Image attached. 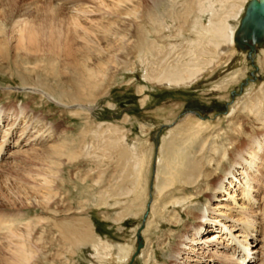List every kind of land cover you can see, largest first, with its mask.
<instances>
[{
	"label": "rangeland",
	"instance_id": "rangeland-1",
	"mask_svg": "<svg viewBox=\"0 0 264 264\" xmlns=\"http://www.w3.org/2000/svg\"><path fill=\"white\" fill-rule=\"evenodd\" d=\"M172 1L160 0L154 9L151 0H143L142 11L147 13L151 9L164 23L153 24L146 17L141 24L145 35L150 32L146 38L154 55L144 54V58H139L135 50L137 25L130 22L110 30L114 36L128 38L131 47L126 53L116 42L118 39H99L97 50L111 47L108 55H93L86 65L98 72L99 81L105 77L100 73L106 71L102 60H108L112 68L106 71L107 79L93 97H87L88 91L74 84L80 74L72 70L64 73L59 64H55L53 71L33 72L36 59L10 57L11 61L6 63L0 60V109L10 115H5L4 120L12 122L23 107L27 119L17 123L21 122V127L26 122L30 135L37 136V140L22 147L18 154L13 153L18 148L7 147L5 143L6 153L0 158V264H8L13 255L18 264H118L122 248L132 251L125 264H170L169 255L179 238L198 225L199 214L215 209L216 205H212L204 191L203 197L189 204L192 216L184 214L187 206L174 209L171 206L154 219L150 211L161 209L156 195L157 186L162 184L157 180L159 150L164 139L168 142L170 131L197 120L215 127L220 135L239 124L248 134L252 117L248 114L247 120L244 118L247 114H240L241 118L235 119L238 112L235 108L264 85V44L257 58L252 57L251 61L248 51L236 47V39L229 49L202 29L208 27L211 14L206 13L202 24L199 21L200 26L193 27L191 22L184 24L179 14L183 0L173 1L177 4L175 8L170 5ZM215 1L211 4L219 14L232 3H240L230 0L222 6L223 2L220 5ZM26 2L0 0V11L20 3L22 7ZM246 3L242 6L246 7ZM205 5L207 8L208 4ZM227 20L232 29L239 23L236 17ZM219 43L221 50H228L216 52L215 44ZM190 59L214 62L197 82L185 87L155 86L145 79L150 68L157 74L163 65L172 67ZM15 60L21 66L19 69ZM79 61L84 64L85 59ZM258 94L263 117L260 119L264 121V93ZM5 122L2 126L6 127ZM262 125H258L261 134ZM114 128L118 131L115 137L110 133ZM19 134L16 130L11 146ZM122 135L126 137V149L110 145ZM220 143L218 140L217 144ZM136 145L146 156L145 164L131 156ZM54 146L60 150L56 151ZM202 168L206 170V166ZM216 171L223 176V172ZM187 191L193 193V189ZM188 192H177L174 199L189 197ZM261 197L263 194L259 193L258 198ZM221 211L231 213L226 209ZM179 214L182 215L179 225L174 224L170 218ZM217 214L211 218L215 219ZM238 218L236 214L234 220ZM147 224L152 230L143 236ZM261 226L264 229V224ZM218 230L219 226H214L208 233L201 232L199 238L208 240ZM97 245L101 253L106 248L109 251V258L101 259L100 263L96 260L100 259L96 255L98 248H94ZM260 260L255 259L253 264H259Z\"/></svg>",
	"mask_w": 264,
	"mask_h": 264
},
{
	"label": "bare ground",
	"instance_id": "bare-ground-1",
	"mask_svg": "<svg viewBox=\"0 0 264 264\" xmlns=\"http://www.w3.org/2000/svg\"><path fill=\"white\" fill-rule=\"evenodd\" d=\"M25 1L28 2L24 3L22 7L20 5L22 3H20L17 4V7H8L9 10L5 12L0 11V60L2 62H8L10 57H14L13 59L23 57L26 58L25 61L36 59L32 67L33 72L39 70L53 71L55 64H59L64 73L72 70L75 74H80L77 83L74 84L78 89L88 91L87 97H93L97 94L98 87L107 79L106 71H110L112 68L108 60H102L106 71H100V74L105 76L101 82L98 80V72H94V68L90 69V66L86 65L93 55H108L107 51L111 47L97 50L99 39L105 41L118 39L116 42L120 43V48L124 53L131 47L127 43L128 38L126 39L125 35L114 36L113 33H110L115 25L123 26L129 22L132 26L137 25L135 50L139 54V58L141 59L144 54L154 55L152 46L148 44L146 38L150 32L145 35L141 24L146 17L153 24L162 25L163 22L160 16L152 12L150 8L147 13L142 11L144 8L143 0ZM158 1L160 0H151L154 9L157 8ZM173 1L175 2V0ZM212 1L183 0L182 5H180L183 10L179 13L183 17L182 22L184 24L191 22L193 27H199V21L202 24L204 15L209 13L211 14L210 23L208 27L202 28L206 33L213 34L217 41L223 46H228L229 49L233 46L234 39L237 40L236 47H241L246 52L249 50L246 44L253 45L255 52L252 57L257 58L260 46L264 44V27L258 28L257 21L250 17L249 7L253 0L248 2L247 0H234L240 2L239 5L232 3L229 9L221 14L217 8L215 10L216 6L211 4ZM217 1L220 2V5L223 2L222 6H226L225 1L230 0ZM172 2L170 5L175 8L177 4ZM206 3L208 4L207 8ZM244 3L247 4L246 7L242 6ZM13 6H15L14 3ZM232 17L239 18V23L234 29L231 28L228 23L229 20H227ZM220 43L215 44L214 49L221 54L228 49L221 50ZM118 53H122V51ZM82 58L85 59L84 64H80L79 60ZM13 62L16 69L21 67L19 63V65L17 64V60ZM213 62V59L201 63L196 62V59H190L184 64L177 63L172 67L163 65L157 74L150 68L145 79L155 86L185 87L197 82L206 70L208 71L206 68H210ZM201 66H205V68L201 69ZM80 69H85V72H80ZM258 93L261 95L264 93L263 84L257 88L256 93L245 98V101L238 102L239 107L237 105L238 108H235L238 110L235 119L236 117L241 118L242 114H247L246 117L243 115L247 120L250 118L249 115L252 117L248 134L238 123L239 125L230 127L229 131L227 130L223 135H220L215 127L212 128L205 122L197 120L187 122L186 126L180 127L175 132L170 131L171 135L168 142L163 140V145L159 150L161 160L158 163L160 168L157 177L158 182L160 181L162 184L156 189L157 203L160 204L161 209L155 211L152 208L153 210L150 212H153L154 219L171 206L173 209L179 206H187L184 209V214L192 216L189 213L191 209L189 204L193 202V199L198 200L199 197H203L204 191L207 192V199L212 205H216L215 209L209 208L204 213L199 214L197 217L198 225L189 228L179 238L177 245L169 255L170 264H243L245 261L247 264H253L255 259H261L259 264H264V237L261 236V232H264L261 231L264 230L261 228V224H264V133H260V126H258L264 121L261 120L263 117L260 115L262 109L260 106L262 105L257 96L260 95ZM263 99L262 101H264ZM144 102L142 101V103ZM18 110L20 113L14 117L12 122H7V120L5 122L4 116H8L9 113L0 109V156L4 154L5 143H7V147L18 148L17 152H13L18 154L21 153L19 151L22 147L31 144L34 139L37 140V136L30 135L31 131L26 122L21 127V122L17 123L18 120L26 121L27 119L24 108L21 107ZM4 122L6 127L2 126ZM16 130H19L20 134L11 146L12 144L9 143ZM208 131L210 132L209 135ZM116 132H118L116 128L110 130L113 136ZM218 140L221 142L219 145L217 144ZM125 143L126 137L122 135L119 139L112 140L110 145L113 146L114 144L116 147L126 149ZM138 147L137 145L133 146L131 156L143 164L146 156L142 155V152L140 153L141 148L138 150ZM53 148L56 151L60 150L59 146ZM202 161L203 164L200 166ZM205 166L206 170L202 168ZM216 170L223 172V176L217 175ZM206 171H209L208 174ZM140 172H138L139 175ZM213 177H216L215 180L211 179ZM208 180L214 182L209 183ZM187 189H193V193L188 192ZM185 192L189 193V197L174 199L176 193L183 194ZM259 193H262L263 197L258 198ZM221 209L229 210L231 213L227 214ZM215 213H218L217 217L212 219L211 215ZM236 214L239 218L234 220ZM226 215L228 217H225ZM181 216V214L174 215L170 219L174 224H178ZM214 226H219L220 230L212 233L208 240L199 238L201 232L208 233ZM144 229L143 236L149 233L150 225L147 224ZM96 247L98 248V245L94 246V248ZM248 247L254 250L248 249ZM100 251L101 247L96 253L100 257V259H96L97 263H100L103 258H109L107 248L104 253ZM131 252L130 248L120 249L118 264H125L130 258ZM141 254L143 255V251ZM250 254H255L257 257H250ZM8 264H18L14 255Z\"/></svg>",
	"mask_w": 264,
	"mask_h": 264
},
{
	"label": "water",
	"instance_id": "water-1",
	"mask_svg": "<svg viewBox=\"0 0 264 264\" xmlns=\"http://www.w3.org/2000/svg\"><path fill=\"white\" fill-rule=\"evenodd\" d=\"M250 17L255 19L259 25L258 28L264 27V0H253L249 7ZM248 58L252 61V54L255 52L253 45H247Z\"/></svg>",
	"mask_w": 264,
	"mask_h": 264
}]
</instances>
